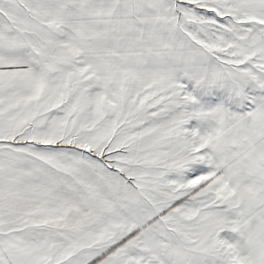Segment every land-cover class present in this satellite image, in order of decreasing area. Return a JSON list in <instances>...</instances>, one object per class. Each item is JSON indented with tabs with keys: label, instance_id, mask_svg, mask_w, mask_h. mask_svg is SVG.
I'll use <instances>...</instances> for the list:
<instances>
[{
	"label": "snow or ice",
	"instance_id": "1",
	"mask_svg": "<svg viewBox=\"0 0 264 264\" xmlns=\"http://www.w3.org/2000/svg\"><path fill=\"white\" fill-rule=\"evenodd\" d=\"M0 264H264V0H0Z\"/></svg>",
	"mask_w": 264,
	"mask_h": 264
}]
</instances>
